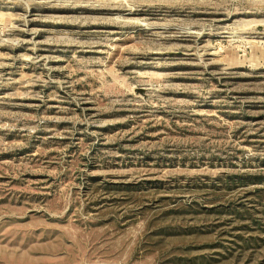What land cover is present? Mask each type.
I'll return each instance as SVG.
<instances>
[{"label": "rangeland", "instance_id": "rangeland-1", "mask_svg": "<svg viewBox=\"0 0 264 264\" xmlns=\"http://www.w3.org/2000/svg\"><path fill=\"white\" fill-rule=\"evenodd\" d=\"M0 264H264V0H0Z\"/></svg>", "mask_w": 264, "mask_h": 264}]
</instances>
